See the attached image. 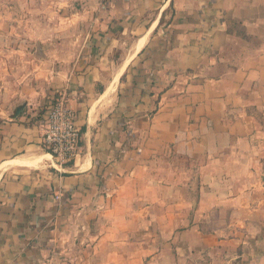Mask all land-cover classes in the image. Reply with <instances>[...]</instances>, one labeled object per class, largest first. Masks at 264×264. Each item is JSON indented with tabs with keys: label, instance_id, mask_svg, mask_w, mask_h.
<instances>
[{
	"label": "crops",
	"instance_id": "1",
	"mask_svg": "<svg viewBox=\"0 0 264 264\" xmlns=\"http://www.w3.org/2000/svg\"><path fill=\"white\" fill-rule=\"evenodd\" d=\"M82 1L47 84L0 83V264H264V0Z\"/></svg>",
	"mask_w": 264,
	"mask_h": 264
},
{
	"label": "rangeland",
	"instance_id": "2",
	"mask_svg": "<svg viewBox=\"0 0 264 264\" xmlns=\"http://www.w3.org/2000/svg\"><path fill=\"white\" fill-rule=\"evenodd\" d=\"M82 2L0 0V83L5 84L7 98L29 85L47 84L50 74L43 70L45 52H67L62 45V28L67 29L68 17L77 18Z\"/></svg>",
	"mask_w": 264,
	"mask_h": 264
},
{
	"label": "built area",
	"instance_id": "3",
	"mask_svg": "<svg viewBox=\"0 0 264 264\" xmlns=\"http://www.w3.org/2000/svg\"><path fill=\"white\" fill-rule=\"evenodd\" d=\"M39 125L42 149L53 162L62 166L77 158L81 132L75 111L64 97L53 99Z\"/></svg>",
	"mask_w": 264,
	"mask_h": 264
},
{
	"label": "bare ground",
	"instance_id": "4",
	"mask_svg": "<svg viewBox=\"0 0 264 264\" xmlns=\"http://www.w3.org/2000/svg\"><path fill=\"white\" fill-rule=\"evenodd\" d=\"M143 41L142 40H140L139 42H138V44H137V46H136V51H138L140 48H141V46H142V43ZM50 156V155H49ZM25 162V161H24Z\"/></svg>",
	"mask_w": 264,
	"mask_h": 264
}]
</instances>
